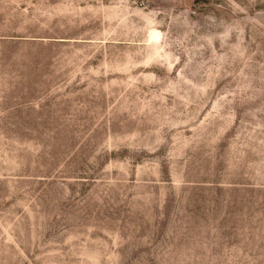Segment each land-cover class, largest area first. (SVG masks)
<instances>
[{"label":"rangeland","instance_id":"374dc122","mask_svg":"<svg viewBox=\"0 0 264 264\" xmlns=\"http://www.w3.org/2000/svg\"><path fill=\"white\" fill-rule=\"evenodd\" d=\"M0 264H264V0H0Z\"/></svg>","mask_w":264,"mask_h":264},{"label":"bare ground","instance_id":"6f19581e","mask_svg":"<svg viewBox=\"0 0 264 264\" xmlns=\"http://www.w3.org/2000/svg\"><path fill=\"white\" fill-rule=\"evenodd\" d=\"M160 37V32L157 29H152L150 32V41H157Z\"/></svg>","mask_w":264,"mask_h":264}]
</instances>
